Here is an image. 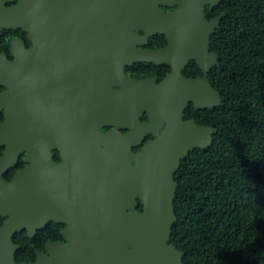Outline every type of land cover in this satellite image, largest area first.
Segmentation results:
<instances>
[{"label": "flooded vegetation", "instance_id": "obj_1", "mask_svg": "<svg viewBox=\"0 0 264 264\" xmlns=\"http://www.w3.org/2000/svg\"><path fill=\"white\" fill-rule=\"evenodd\" d=\"M220 1L0 0V64H14L15 121L28 145L1 177L11 181L30 167L34 199L44 204L13 230L5 227L9 216L0 215V264H115L112 224L94 220L106 215L92 205L107 196L125 204L135 155L176 116L195 121L199 108L190 99L178 113L192 90L181 80L211 86L212 67L205 72L201 64L216 54L209 42ZM153 7L160 13L152 32L140 28L133 38L130 12ZM7 89L0 84V92ZM146 93L159 98L153 120ZM35 122L42 135L33 132ZM96 130L124 138L101 141ZM100 170L111 177L104 196L95 180Z\"/></svg>", "mask_w": 264, "mask_h": 264}, {"label": "trees", "instance_id": "obj_2", "mask_svg": "<svg viewBox=\"0 0 264 264\" xmlns=\"http://www.w3.org/2000/svg\"><path fill=\"white\" fill-rule=\"evenodd\" d=\"M216 7L209 46L218 59L207 79L220 102L192 115L213 131L173 172L168 243L183 264H264V0Z\"/></svg>", "mask_w": 264, "mask_h": 264}, {"label": "water", "instance_id": "obj_3", "mask_svg": "<svg viewBox=\"0 0 264 264\" xmlns=\"http://www.w3.org/2000/svg\"><path fill=\"white\" fill-rule=\"evenodd\" d=\"M158 13L160 12L157 7L145 13L132 10L130 12L131 36L133 38L138 36L135 30L140 28H143L146 33H151L150 28L157 21ZM217 20L218 18H215L212 21L211 30H213V25H218ZM26 29L28 30V27ZM208 56L209 62L203 58V64H201L205 72L217 63V54ZM130 59L128 62L133 61V57ZM198 60L200 62V59ZM0 61H4L2 55H0ZM14 77V64L7 63L5 66L1 63L0 84L7 85L8 89L0 92V111L4 114V121L0 123V147H3L0 157V215L9 216L5 227H10L11 230L20 228L27 223L33 211L40 212L44 207L42 201L34 199L33 188L29 180L30 167L20 172L22 176L15 177L11 181L1 177L3 172L13 164L15 154L28 147L24 142L26 139L24 135L27 131L23 127L19 130L16 126ZM181 81L184 85L192 86V90L188 97L186 95L180 99L178 113H182V108L188 99L192 100L197 108L216 106L220 102L217 91L209 83L201 79ZM141 83L139 82L138 85ZM200 84H203L205 88L203 91L196 92L193 86L197 87ZM145 99L149 101L148 113L150 119L153 120L152 116L158 112L159 98L146 93ZM4 105L6 107L3 109ZM136 122L133 121V123ZM19 131L21 132L20 137H18ZM212 131L211 126L196 124L193 119L182 122L176 116L168 122L164 132L157 139L145 144L135 155L136 168L133 167L131 173L126 175L130 195L127 196L125 204L117 200H109L108 196L106 200L93 203L94 213L102 211L106 215L96 216L94 220L102 219L103 222L110 221L112 224L111 229L116 237L114 242L115 264H183L181 261L183 252L168 243L171 225L175 220L173 199L176 184L173 180V172L178 167L180 159L187 155L189 150L194 147L202 148L209 144ZM33 132L42 135L44 126L35 122ZM96 133L100 140L105 142L111 139V134L118 140L124 138L113 130L106 133L96 130ZM95 180L98 184L99 195L104 196V192L111 183L110 172L108 170L95 172ZM135 196L140 198L143 206L141 212L135 209L137 206ZM31 229L32 226H29L28 230ZM127 242L132 244L130 249L126 248ZM122 247L124 248L123 254L120 253ZM120 254L124 257H120Z\"/></svg>", "mask_w": 264, "mask_h": 264}, {"label": "bare ground", "instance_id": "obj_4", "mask_svg": "<svg viewBox=\"0 0 264 264\" xmlns=\"http://www.w3.org/2000/svg\"><path fill=\"white\" fill-rule=\"evenodd\" d=\"M148 56H149V55H148ZM201 86H202V85H198V86H197V88L195 89L196 92H197V91L199 92V91H201V90H202V91L204 90V88H205L204 86H202V88H201L200 90L198 89V88H200Z\"/></svg>", "mask_w": 264, "mask_h": 264}]
</instances>
